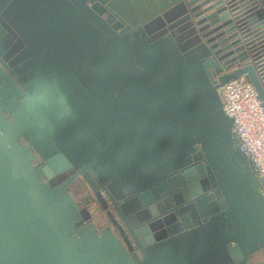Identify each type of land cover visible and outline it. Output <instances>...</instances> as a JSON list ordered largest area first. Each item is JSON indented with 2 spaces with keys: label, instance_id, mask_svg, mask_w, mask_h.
I'll return each mask as SVG.
<instances>
[{
  "label": "water",
  "instance_id": "water-1",
  "mask_svg": "<svg viewBox=\"0 0 264 264\" xmlns=\"http://www.w3.org/2000/svg\"><path fill=\"white\" fill-rule=\"evenodd\" d=\"M242 77L264 108V0H0V264H264V181L218 92Z\"/></svg>",
  "mask_w": 264,
  "mask_h": 264
},
{
  "label": "built area",
  "instance_id": "built-area-1",
  "mask_svg": "<svg viewBox=\"0 0 264 264\" xmlns=\"http://www.w3.org/2000/svg\"><path fill=\"white\" fill-rule=\"evenodd\" d=\"M224 113L234 119L232 132L240 151L249 158L264 181V108L255 88L239 78L218 89Z\"/></svg>",
  "mask_w": 264,
  "mask_h": 264
},
{
  "label": "flooded vegetation",
  "instance_id": "flooded-vegetation-1",
  "mask_svg": "<svg viewBox=\"0 0 264 264\" xmlns=\"http://www.w3.org/2000/svg\"><path fill=\"white\" fill-rule=\"evenodd\" d=\"M8 114H9L8 112H5L4 115L8 116ZM197 153H199V152L196 151V153H191V157L192 158L194 157V159L192 161H190V162H187L186 165H184L183 168L178 171V173L182 174L183 171H188V170H195L198 173V168H200V166H204V167L206 166V164L203 161L201 155H199ZM207 174H208V172L206 171V177H207ZM77 184H80L81 188L85 192V195L83 197H81L80 199H77V200L82 203V206L87 207L89 209L90 214H91V218H92V222L96 226L95 228L98 229V228H100V227L102 228L104 226L112 227L111 226V222L109 220V217L107 215V213L110 212L112 214V216L114 217V219L116 220V222H118V224H120L122 226L123 230L125 231L126 236L124 235V237L125 238L127 237L128 239L131 240V236H130V234L128 232V229L123 225V223L120 220H118L116 212L114 210V207L111 204V202L109 201V198L108 197H104L106 203L104 201L103 202L96 201V199L94 198V195L92 194V192H90L88 186L85 183H83V182H75V183H73L72 184V188H71V194L73 192V188ZM196 189L197 188L194 187V190H196ZM198 190H202V193L196 196L197 199L204 198L205 194L203 193V186L200 183H198ZM172 193L173 192L170 193V190L167 189V192L163 193L164 195L162 196V200H164V198H167V197H169L171 199V201H172V208L171 209L175 208V206H178L173 201ZM208 194H211V193H208ZM182 195L183 196H182V199H181V201H182L181 204H185L186 205L187 197H186V195L184 196V193H182ZM72 196H73V194H72ZM188 196H189V193H188ZM134 198H135V196L131 197V198H128L127 200L131 201ZM211 203H215V205L212 206V207L210 206L209 209H212L214 207H219V205H220L219 204V198H213L212 200H209V201H207L204 204H211ZM133 207H134L133 204L128 203V204H125L124 209L127 211L129 209H132ZM171 224H173V222H172V219L169 218L168 222L164 224L163 229H164V227L166 228L169 225L171 226ZM112 230H113L115 235H118V232L116 231L115 228L112 227ZM135 251L137 252V254H139L138 248H135Z\"/></svg>",
  "mask_w": 264,
  "mask_h": 264
},
{
  "label": "rangeland",
  "instance_id": "rangeland-1",
  "mask_svg": "<svg viewBox=\"0 0 264 264\" xmlns=\"http://www.w3.org/2000/svg\"><path fill=\"white\" fill-rule=\"evenodd\" d=\"M73 196L75 199H80L81 197H83L85 195L84 190L81 188L80 184H77L74 188H73V192H72ZM258 261H263L264 260V254L259 256L257 258Z\"/></svg>",
  "mask_w": 264,
  "mask_h": 264
}]
</instances>
